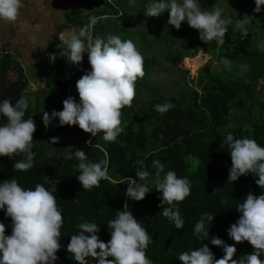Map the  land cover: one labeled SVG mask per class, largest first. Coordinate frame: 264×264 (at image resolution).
<instances>
[{"label":"trees","instance_id":"trees-1","mask_svg":"<svg viewBox=\"0 0 264 264\" xmlns=\"http://www.w3.org/2000/svg\"><path fill=\"white\" fill-rule=\"evenodd\" d=\"M198 2L202 10L211 11L219 7L223 9V17L232 19L225 44L218 46L215 41L209 44L202 42L198 30L191 28L186 21L177 30L167 23L169 14L151 19L146 15L139 16L138 21H147L143 25L148 32L140 33L143 42L148 52L155 47L154 51L160 58L148 57L144 61L145 76L136 81L135 89L147 91V102L143 105L132 102L130 107L122 109L124 130L114 142L104 141L103 133L93 137L78 125L61 127L59 118L52 121L51 131V126L45 128L42 120L44 111L51 116L53 110H63L69 84H76L83 75L81 72L91 70L87 53L80 68H77L63 56V45L59 48L53 46L47 57L50 53L55 56L47 59L42 70L45 83L39 93L27 91L23 73L11 81L8 77L10 67L17 64L22 70L13 56H0V102L9 99L14 105L19 98H26L29 107L24 118L32 117L36 124L32 149L34 166L28 171H14V163L24 160V156H0V183L16 179L25 190H35L37 184H43L50 191L53 186L48 181L57 183L53 195L62 213L63 225L60 229L61 249L56 253L58 260L55 264H77L67 251V245L72 235L79 234L78 225L82 222L97 223L100 228L98 236L107 243L110 240L107 223L116 218V212L123 210L125 202L128 204L125 210L132 211L152 237L153 241L146 249L152 264H182L178 259L181 252L197 250L204 244L216 259H220L224 255L223 248L212 245V237H219L226 244L236 247L233 259L239 260L241 256L253 252L249 242L236 243L227 230L241 215L236 206L249 192L259 196L264 194V189L255 183L258 177L251 173L237 181H228L231 157L223 141L231 133L236 139L247 137L264 147V51L260 50L258 43L264 41V5L257 13L254 11L255 0ZM117 6L123 16L114 19L127 17L131 10L127 0H117ZM132 9L134 11L136 7ZM105 10V14L116 12L113 8ZM137 13L136 9L131 18L136 19ZM239 13L247 16V36L233 30ZM105 14L86 16L81 27L89 23V17ZM198 51L211 56L221 67L212 68L210 73L199 70L200 76L195 80L201 90L199 93L194 87L187 86L184 75L181 78L169 77L185 87L180 88L175 97H161L150 69L158 61H163L167 64L165 72L171 76L180 70L178 66L183 58L185 66L191 69L187 62L199 57ZM224 58L231 62L230 69L220 63ZM166 103L173 107L163 114L156 111V105ZM6 122V118L0 116V126ZM53 137H58L59 142L51 144ZM88 140H91L90 145L86 143ZM76 150L84 151L91 162L108 160L110 179L101 180L100 186L91 191H84L78 181L79 161L74 155L72 159L68 158ZM153 160H159L165 172L174 171L178 178L187 177L190 181L191 195L173 206L184 220L183 229H176L174 223L162 214V193L155 188ZM136 161H143V170L150 173L146 183L151 192L142 201L128 199L125 195L127 184H119L128 176L138 180L135 172L140 165ZM204 213L214 216L212 222H206V229H209L207 239L194 233V226ZM0 222L6 226L5 234L11 235V219L6 217L4 210H0ZM260 258L264 260V254ZM86 259L90 264H98L91 257Z\"/></svg>","mask_w":264,"mask_h":264},{"label":"clouds","instance_id":"clouds-1","mask_svg":"<svg viewBox=\"0 0 264 264\" xmlns=\"http://www.w3.org/2000/svg\"><path fill=\"white\" fill-rule=\"evenodd\" d=\"M98 1H103L105 6H102L105 8L113 6L107 0ZM255 5L254 11L259 13L264 0H255ZM25 7L26 0H0V24L14 25ZM114 7L122 14L117 0H114ZM165 11L169 12V25L179 30L182 22L186 21L191 28L198 30L200 40L206 44L215 41L218 46L224 45L228 25L233 23L230 17H223L222 8L202 10L198 0H153L147 5L145 15L158 18ZM99 17L91 16L87 25L81 27V24L79 29L59 33L66 60L80 68L87 53L91 70H85L76 84H69L63 110H53L51 116L44 111L42 120L47 128L52 119L59 118L61 127L78 125L93 137L103 133L104 141L114 142L124 130L122 109L131 106L136 94V81L145 76L144 58L131 40H122L118 35H109L106 40L98 36L94 38L92 29ZM247 23L245 18L237 19L233 30H239L242 35L247 36ZM4 55L13 56L22 70H19L17 64L11 66L8 70L9 79L15 81L23 73L27 91H31L30 85L38 80L37 91L31 92L39 93L45 83L42 71L32 76L30 67L15 53L0 52L1 57ZM54 56V53H50L48 60ZM220 63L226 68L231 67V62L226 58ZM72 86H76L79 103L69 96ZM28 107V100L24 97L19 98L14 105L9 99L0 102V116L7 120L0 126V156H24V160L14 163V171H28L34 166L35 154L32 149L36 124L32 117L24 118ZM172 107V104L166 103L156 105L155 109L163 114ZM58 142V137L51 138V144ZM86 143L90 145L91 140ZM223 143L227 145L231 157L228 181H237L241 176L251 173L258 177L255 183L264 189V147L254 139H236L231 133L227 134ZM73 155L79 161L78 181L84 191H91L100 186L101 180L110 179L108 160L91 162L82 150H76L68 158L72 159ZM136 163L140 165V169L135 172L138 180L128 176L119 184H127L125 195L128 199L142 201L151 192L146 183L150 173L143 170V161ZM152 165L156 169V191L162 193V214L174 223L176 229H183L184 220L179 210L173 206L191 195L190 181L187 177L178 178L174 171L165 172L164 165L159 160H153ZM48 183L53 186L51 191L43 184H37L35 190H25L16 179L0 183V210H4L6 217L11 219L12 228L11 235H6V226L0 222V264H55L58 260L56 253L61 249L60 229L63 216L58 209L56 196L53 195L57 183L52 180ZM127 208L128 204L125 202L123 210L116 212V218L107 223L110 230V240L107 243L98 236L100 228L97 223L82 222L78 225L79 234L72 235L67 245V251L77 264H90L86 259L88 257L97 260L98 264H152L146 255V249L153 241L152 237L132 211L125 210ZM236 208L241 215L227 230L228 235L236 243L249 242L253 252L241 256L239 260L233 259L236 247L226 244L219 237H212L211 244L223 248L222 258L216 259L207 244H204L197 250L181 252L178 259L182 264H264V260L260 258L264 254V194L256 196L249 192ZM213 219V215L204 213L195 224L194 233L207 239L209 229H206V222H212Z\"/></svg>","mask_w":264,"mask_h":264},{"label":"crops","instance_id":"crops-1","mask_svg":"<svg viewBox=\"0 0 264 264\" xmlns=\"http://www.w3.org/2000/svg\"><path fill=\"white\" fill-rule=\"evenodd\" d=\"M95 0H26L14 25L0 24V52H13L32 70L41 72L47 63V43L59 48V33L79 29L83 18L96 11ZM26 55V56H25Z\"/></svg>","mask_w":264,"mask_h":264},{"label":"rangeland","instance_id":"rangeland-1","mask_svg":"<svg viewBox=\"0 0 264 264\" xmlns=\"http://www.w3.org/2000/svg\"><path fill=\"white\" fill-rule=\"evenodd\" d=\"M96 3V15L100 14H105L106 8L104 7V2L102 1L101 3L98 0ZM153 0H127V3L129 5V12L127 17L124 19H114L117 17H122L123 15L114 7V6H108V8H113L116 12L111 13V14H105L104 16L106 17H99L98 22L93 26L92 29V34L93 37H101L104 38L105 40L109 35H118L122 40H131L134 42L136 48L138 51L142 54L144 61L148 59V57H154L155 59L160 58L159 55L156 54V51H154V48L148 52L146 43L143 42V38L141 36V32H148V28L145 29V26L143 24L147 23V21H138L139 16H145V9L149 3H152ZM104 5V6H102ZM222 5V3H221ZM135 6L136 9L139 11L137 13V17L131 18L134 16L136 13V9H132V7ZM95 8L93 9V11ZM110 11V10H108ZM91 14V15H92ZM169 14L168 11H165L162 15ZM240 20L242 19H247V16L245 13H239L237 14ZM112 17V18H111ZM151 19L150 17H147ZM141 19V18H140ZM147 39V37L145 38ZM260 39V38H259ZM260 50L264 51V41L260 43ZM52 42L47 43V49L50 51L52 50ZM197 53H200V56L197 57L196 59H193L192 61H188L187 63L190 64V68L185 66L184 63V58L179 62V68L180 70L177 71L175 74L168 76V74L165 72V68L167 67V64H165L163 61H158L156 65H154L150 70H151V75L154 78L153 82L156 83V87L160 92V96L163 98H170V97H175L179 91L180 88H184V85L178 84L179 82H176V79L174 78H169V77H176V78H181L183 75L185 76V83L187 84L188 87H194L195 90L199 93L201 90L200 88L196 85V78L200 76L199 70H203L204 72L210 73L212 68H217L219 69L221 65L217 63L211 56L207 55L203 51H198ZM26 56V55H25ZM183 71H187L186 74L182 73ZM83 73V72H81ZM168 76V77H167ZM81 77V75H80ZM158 82H156V81ZM39 81H35L30 85L31 91L36 92L38 89ZM135 98L133 102H135L137 105H143L147 102V91L135 89ZM69 96L74 97L76 102L79 103V95L76 89V86L71 87V91ZM58 118L52 119L53 121H56ZM51 126V124H49ZM49 126L47 127L49 129ZM53 127L51 126V131ZM74 140H77L76 138Z\"/></svg>","mask_w":264,"mask_h":264},{"label":"built area","instance_id":"built-area-1","mask_svg":"<svg viewBox=\"0 0 264 264\" xmlns=\"http://www.w3.org/2000/svg\"><path fill=\"white\" fill-rule=\"evenodd\" d=\"M107 2L114 6V0H107Z\"/></svg>","mask_w":264,"mask_h":264}]
</instances>
